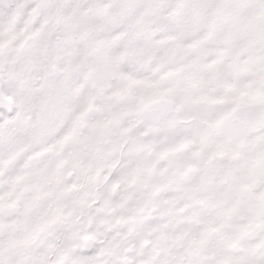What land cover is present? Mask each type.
<instances>
[{
    "label": "snow or ice",
    "instance_id": "snow-or-ice-1",
    "mask_svg": "<svg viewBox=\"0 0 264 264\" xmlns=\"http://www.w3.org/2000/svg\"><path fill=\"white\" fill-rule=\"evenodd\" d=\"M0 264H264V0H0Z\"/></svg>",
    "mask_w": 264,
    "mask_h": 264
}]
</instances>
